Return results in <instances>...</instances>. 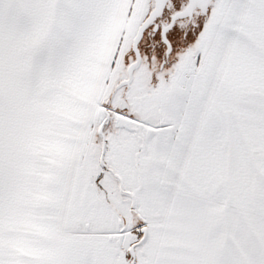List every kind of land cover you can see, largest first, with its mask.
Returning <instances> with one entry per match:
<instances>
[{"label":"snow or ice","instance_id":"obj_1","mask_svg":"<svg viewBox=\"0 0 264 264\" xmlns=\"http://www.w3.org/2000/svg\"><path fill=\"white\" fill-rule=\"evenodd\" d=\"M0 264H264V0H0Z\"/></svg>","mask_w":264,"mask_h":264}]
</instances>
